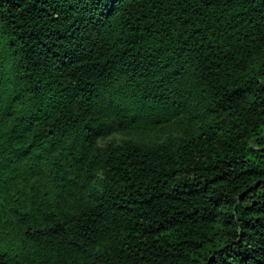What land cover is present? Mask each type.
I'll return each instance as SVG.
<instances>
[{"label":"trees","instance_id":"16d2710c","mask_svg":"<svg viewBox=\"0 0 264 264\" xmlns=\"http://www.w3.org/2000/svg\"><path fill=\"white\" fill-rule=\"evenodd\" d=\"M0 264H264V0H0Z\"/></svg>","mask_w":264,"mask_h":264},{"label":"rangeland","instance_id":"374dc122","mask_svg":"<svg viewBox=\"0 0 264 264\" xmlns=\"http://www.w3.org/2000/svg\"><path fill=\"white\" fill-rule=\"evenodd\" d=\"M124 137L123 134H120V133H113L111 134L110 136H108L107 138H105V141H108V140H114V141H119L121 140L122 138ZM5 245L7 244L6 242H3Z\"/></svg>","mask_w":264,"mask_h":264}]
</instances>
